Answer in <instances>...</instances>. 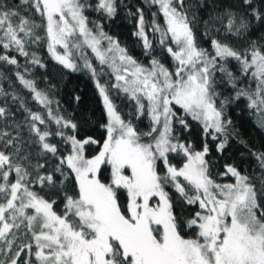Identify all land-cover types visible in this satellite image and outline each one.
Wrapping results in <instances>:
<instances>
[{"label": "snow or ice", "instance_id": "1", "mask_svg": "<svg viewBox=\"0 0 264 264\" xmlns=\"http://www.w3.org/2000/svg\"><path fill=\"white\" fill-rule=\"evenodd\" d=\"M146 2L158 6L151 24L142 9L133 15L138 16L134 35L142 41L145 55L151 56L148 65L108 36L99 22L89 20L85 13L92 5L85 0H21L29 15H21L19 6L14 10L0 3V48L5 50L0 61L18 64L16 56L8 54L11 49L43 67L27 48L46 42L59 64L75 71L78 55L95 78L97 69L86 51L90 49L114 75L112 88L135 102L137 118L146 114L149 119V129L137 131L97 81L107 114V123L101 126L106 135L103 143L93 137L78 139L63 131L75 132L77 125L54 114L48 95L17 71L19 82L58 126L55 132L41 130L38 125L46 124L44 116L25 109L30 131L44 152L58 156L54 173L64 177L62 185L74 181V190L64 193L63 209L56 211L55 200L33 189L36 184L54 185V173L40 175L44 165L37 164L33 175L30 166L20 162L28 157L19 156L18 145L14 152L0 150V253L8 257L0 264H21V259L23 264H264V152L252 153L261 170L259 188L253 177L233 165H225L220 175H230L234 182L222 184L212 177L207 142L196 150L176 132V126L188 129L191 118L202 125L205 136L224 137L217 145V151H223L231 121L223 118L228 98L217 105L221 95L217 73L233 89V99H247L264 127V41L252 40L243 50L226 42L229 36H247L252 20H264V12L253 7V0H241L250 12L235 8L213 12L204 21L202 35L210 39V48H205L196 35V12L185 0ZM95 10L112 17L115 0H96ZM158 14L163 24L157 21ZM213 28L223 38L213 36ZM156 48L171 57V69L153 55ZM231 61L236 62V71L230 68ZM6 115L0 107V117ZM51 135L70 145V151L59 155L58 147L47 140ZM7 136L0 132V140ZM14 141L8 139L4 148ZM88 145L99 151L88 155ZM170 154L182 156L183 164L171 163ZM189 207L196 210L185 216ZM22 229L24 242L17 246Z\"/></svg>", "mask_w": 264, "mask_h": 264}, {"label": "trees", "instance_id": "2", "mask_svg": "<svg viewBox=\"0 0 264 264\" xmlns=\"http://www.w3.org/2000/svg\"><path fill=\"white\" fill-rule=\"evenodd\" d=\"M85 2L92 5V7L86 9L85 13L90 21L99 22L103 31L117 40L121 47L127 49L130 55L144 65L149 64L151 56L145 55L142 41L134 35L137 31L138 16L133 14L137 8L142 9L146 22L151 24L152 13H158V6H153L147 3L146 0H115L117 11L112 17H108L106 14L95 10L96 0H85ZM0 3L12 7L14 10H17V6H19L18 10L21 15H29L26 6L21 5V0H0ZM185 3L196 12L198 20L195 28L196 35L200 46L205 48H210V39H206L202 35L205 28L204 21L208 20L213 12H219L225 8H235L238 12H250V9L241 6V0H185ZM253 7L264 12V0H253ZM157 21L163 24V17L159 14L157 15ZM212 35L223 38L214 28ZM149 38H152L151 33H149ZM252 40H256L258 44L264 41V20L253 19L250 32L245 37L229 36L226 38L227 43L239 50L247 47ZM27 50L30 53L35 52L44 66L31 64V56L27 58L19 56L11 49L8 50V54L16 56L18 64L10 65L0 61V107H4L7 112L6 116L0 117V132L8 133L7 137L0 140V150L14 152L18 145L20 149L19 156L28 157V160H21L20 162L30 166L33 175L37 174L35 169L37 164L44 165L43 168L38 170L40 175L54 173L56 164L59 161L58 156H53L51 153L42 150L38 138L30 131L27 122L28 112L25 109L40 112L44 116L46 124L38 125L41 130L47 127L50 132H55L58 126L48 118L47 109L33 99L32 92L19 82L16 76L17 71L24 74L25 78L34 80L37 88L48 95L52 101L49 107H51L54 114L63 116L77 125L75 132L70 128L63 129L67 135L76 134L78 139L93 137L103 143L106 132L101 126L107 123V114L103 105V98L97 88V81L106 87L110 98L125 121L131 120L137 131L143 132L149 129L148 116L145 114L137 118L135 102L130 100L127 94L112 88L116 81L111 70L101 66L87 50L88 58L97 69L95 78L88 69L83 67V61L79 59L78 55L74 58L78 68L73 71L66 69L50 56L46 42L29 45ZM4 51L0 48V54H3ZM153 55L158 56L162 63L170 69L172 68V59L166 52L156 48ZM101 68H103V72L100 71ZM230 68L236 71L235 61L230 62ZM244 83L247 84L248 81L245 79ZM252 86L255 87L254 84ZM217 90L221 93L217 98L218 106L221 100L228 98L224 105L223 118L231 121V125L228 126V142L223 151H217V145L224 137L220 136L218 139L213 140L211 136H205L202 125L191 120V118H188V129L176 126V132L182 142H191L196 150H200L203 144L207 142L210 152L206 159L210 162V171L216 182L222 184L233 183L234 178L230 175H220L225 171V165H233L242 174L253 177L256 187L259 188L261 170L252 153L264 152V127L260 126V114L255 109L248 108L246 98L233 99V89L220 81L219 73H217ZM180 111L177 107V112ZM12 138H15L14 144L5 149L4 145L7 140ZM47 140L58 147L59 155H65L70 151V145H65L59 136L51 135ZM86 151L88 155H94L99 151V148L96 145H88ZM170 161L177 166H181L184 159L182 156L170 154ZM161 170H163L162 167ZM54 178L56 180L54 185L41 186L36 184L33 185V189L46 199L55 200V210L60 212L64 206V193L73 194L74 181H65L62 185L60 181L64 177L60 176L59 173H54ZM169 191L175 200L176 194L171 189ZM195 210V207H189L183 214L187 216ZM176 211L179 214L181 207L178 206ZM16 240L18 241L17 246L24 242L23 229L18 231ZM23 255L26 256L27 253ZM5 259H8V257L0 253V260ZM21 264H23L22 259Z\"/></svg>", "mask_w": 264, "mask_h": 264}, {"label": "rangeland", "instance_id": "3", "mask_svg": "<svg viewBox=\"0 0 264 264\" xmlns=\"http://www.w3.org/2000/svg\"><path fill=\"white\" fill-rule=\"evenodd\" d=\"M103 43V45H104V47H107V42L106 41H103L102 42ZM88 52H89V54L92 56V57H94V59H95V56H94V54H92L91 53V50L90 49H86ZM96 60V59H95ZM97 61V60H96ZM98 62V61H97ZM99 63V62H98ZM103 67H105V68H107V69H109L107 66H103Z\"/></svg>", "mask_w": 264, "mask_h": 264}, {"label": "flooded vegetation", "instance_id": "4", "mask_svg": "<svg viewBox=\"0 0 264 264\" xmlns=\"http://www.w3.org/2000/svg\"><path fill=\"white\" fill-rule=\"evenodd\" d=\"M11 178H12L13 180L15 179L14 176H12ZM15 244H18V241H17V240L15 241ZM33 259H34V258H33Z\"/></svg>", "mask_w": 264, "mask_h": 264}]
</instances>
